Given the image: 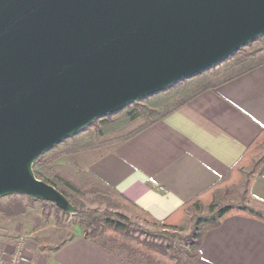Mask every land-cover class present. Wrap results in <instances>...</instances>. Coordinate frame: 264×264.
<instances>
[{
	"label": "water",
	"instance_id": "95a60500",
	"mask_svg": "<svg viewBox=\"0 0 264 264\" xmlns=\"http://www.w3.org/2000/svg\"><path fill=\"white\" fill-rule=\"evenodd\" d=\"M264 37V0H0V199L78 210L33 164Z\"/></svg>",
	"mask_w": 264,
	"mask_h": 264
},
{
	"label": "crops",
	"instance_id": "0c3cea01",
	"mask_svg": "<svg viewBox=\"0 0 264 264\" xmlns=\"http://www.w3.org/2000/svg\"><path fill=\"white\" fill-rule=\"evenodd\" d=\"M262 133L264 64L200 93L126 141L68 159L77 172L94 176L134 211L176 227L184 211L176 212L209 198L206 192L238 166ZM254 175L248 192L264 202V169ZM11 233L28 234L18 238L27 239L26 264H128L83 239L81 230L65 238L67 228L48 224L26 231L20 222ZM42 234L48 236L38 247ZM10 245L0 236L4 255ZM195 264H264V223L239 215L221 219L204 235Z\"/></svg>",
	"mask_w": 264,
	"mask_h": 264
},
{
	"label": "trees",
	"instance_id": "16d2710c",
	"mask_svg": "<svg viewBox=\"0 0 264 264\" xmlns=\"http://www.w3.org/2000/svg\"><path fill=\"white\" fill-rule=\"evenodd\" d=\"M252 44L248 45L247 47L251 46ZM244 51L245 48L241 49L227 61L223 62L220 70L211 72V69L195 77L177 83L169 89V92L171 91V93L169 94H158L157 96H162H160L159 100L155 104L156 107H160L161 105L171 102L172 100L177 98L178 95H180L183 91H187V89H190V85L194 83H197L199 85V88L195 92L189 94L188 97L174 102L172 106L166 109L162 114L158 115L153 123L185 105L200 93L207 90L216 89L221 84L264 64V59L258 62H250L249 56L252 55V53L246 54ZM209 73H212L211 76L209 75ZM137 104L138 102L133 104V106H136ZM121 112L122 111L112 116H117ZM139 113L140 112H138L137 110H130L127 113V116L129 120H135L139 117ZM145 128L146 127H143L129 134L121 142L128 140ZM69 140L64 141L62 144H65ZM84 143L86 142L76 141L71 145H68L69 149L66 153L75 154L78 152L98 148L96 146H91ZM57 147L58 146L39 157V159L33 164L32 170L36 179L53 186L78 210V213L72 217L77 221L79 225H81L83 239L92 243L103 253L111 255L128 264H165L164 260L170 258L175 259V264H195L200 256V245L204 235L208 231L217 228L220 224L221 219L239 215L252 218L264 223V212L256 211L253 208L247 206V204H254L256 206L264 208V202L253 198L249 194L247 189L245 193L247 201L243 202V204L239 206H227L223 209H220L214 218L199 220L195 225V229L192 235L189 237L188 244L183 249L174 251L173 248H171L170 246H165L161 242H156L147 238L141 239L139 237H136L135 233H143L142 229L136 225L131 224V222L125 215L118 212H112L110 210L99 211L97 209H89L84 206L83 202L80 199L83 190L90 189L92 191H98V188H100L99 190H108V188L101 184L98 179L89 174L81 173L73 175L62 168L48 167L51 161H53L57 156V154L53 153ZM258 155L262 156L258 173H255L254 176L259 175L264 169V133H262L259 138L253 143L248 153L240 160L238 165L248 163L252 156ZM235 172L236 168L230 170V172H228V174H226L214 187L208 190L206 194L211 195V193L217 187L222 185L227 180L233 178ZM119 199L121 201H124L122 198ZM29 200L34 202L31 199ZM42 204L50 205L55 209L56 212H60L63 215L69 216L64 212L59 211L57 208H55V206L51 204ZM189 205L190 204H188L184 208L188 207ZM20 209L21 208H19V210ZM8 211L9 207H3L0 203V213ZM182 211H184V209L176 212V214H179ZM21 212L22 211H20V213ZM7 215H9V213ZM144 218L146 221H149L154 225L172 227L169 224L168 220L163 223H158L150 220L147 216H144Z\"/></svg>",
	"mask_w": 264,
	"mask_h": 264
},
{
	"label": "rangeland",
	"instance_id": "374dc122",
	"mask_svg": "<svg viewBox=\"0 0 264 264\" xmlns=\"http://www.w3.org/2000/svg\"><path fill=\"white\" fill-rule=\"evenodd\" d=\"M246 54L252 53L249 56L250 62H258L264 59V37L256 41L249 47L245 48ZM244 53V54H245ZM231 62V61H229ZM222 64L214 67L211 72L220 70ZM212 73H209L211 76ZM190 89L183 91L177 98L167 104L156 107L155 104L160 96H152L144 99L135 106L131 105L122 110L117 116H110L97 120L92 126L80 132L73 139L65 144H60L54 154L56 158L51 161L49 168H62L70 174H81L74 169V166L68 159V145L76 141H84L98 148H108L120 143L129 134L151 125L158 115L162 114L166 109L173 105L174 102L188 97L189 94L195 92L199 85L194 83L190 85ZM171 91H165L162 94H169ZM130 110L140 112L139 117L135 120H129L127 113ZM97 148V149H98ZM262 155L252 156L248 163L239 164L236 167V172L233 178L227 180L222 185L217 187L209 196V198H201L194 201L184 210V217L180 224L176 227H164L162 225H154L146 221L144 216L134 211L130 206L121 201L112 192L102 189L83 190L80 196L84 206L89 209L110 210L112 212L123 213L129 216L131 224L140 227L143 233L136 232L135 236L139 238H147L156 242H161L165 246H170L175 250L183 249L189 242V237L192 235L196 223L201 219L214 218L220 209L227 206H239L247 201L245 195L248 188V183L253 175L259 170L260 160ZM74 180V179H73ZM3 207H9L8 212L0 213V232L4 231L3 237L8 241L16 240L28 234H8L12 228H15L22 222L26 231H29L39 225L54 224L60 229H69L70 233L63 234L65 238L74 237L77 231L81 230V225L72 216L63 215L56 212L55 209L40 202H32L28 198L10 196L0 199ZM248 207L256 211L264 212V208L254 204H247ZM19 208H21L19 210ZM19 211V212H18ZM20 211H22L20 213ZM9 213V215H7ZM11 228V229H10ZM10 230V231H9ZM3 233V232H2ZM48 235L42 234L36 239L39 247V240H44ZM24 241L27 239H23ZM41 250V248H39ZM165 264H175V259L170 258L164 260Z\"/></svg>",
	"mask_w": 264,
	"mask_h": 264
},
{
	"label": "built area",
	"instance_id": "2783aa9c",
	"mask_svg": "<svg viewBox=\"0 0 264 264\" xmlns=\"http://www.w3.org/2000/svg\"><path fill=\"white\" fill-rule=\"evenodd\" d=\"M25 241L17 239L11 241L10 251L5 254V248L0 247V264H26L24 260Z\"/></svg>",
	"mask_w": 264,
	"mask_h": 264
}]
</instances>
